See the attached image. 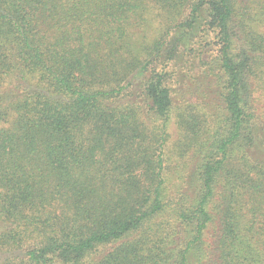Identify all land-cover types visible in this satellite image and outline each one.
Instances as JSON below:
<instances>
[{
	"label": "trees",
	"instance_id": "1",
	"mask_svg": "<svg viewBox=\"0 0 264 264\" xmlns=\"http://www.w3.org/2000/svg\"><path fill=\"white\" fill-rule=\"evenodd\" d=\"M0 264H264V0H0Z\"/></svg>",
	"mask_w": 264,
	"mask_h": 264
},
{
	"label": "rangeland",
	"instance_id": "2",
	"mask_svg": "<svg viewBox=\"0 0 264 264\" xmlns=\"http://www.w3.org/2000/svg\"><path fill=\"white\" fill-rule=\"evenodd\" d=\"M195 73H198V71H196ZM178 138V134H176V132L172 131V138L170 139V142H171V150L173 151V146L172 144L175 143L176 139ZM174 145V144H173Z\"/></svg>",
	"mask_w": 264,
	"mask_h": 264
}]
</instances>
